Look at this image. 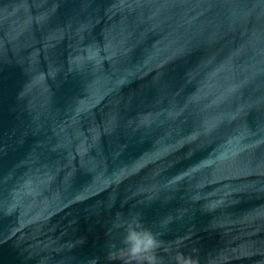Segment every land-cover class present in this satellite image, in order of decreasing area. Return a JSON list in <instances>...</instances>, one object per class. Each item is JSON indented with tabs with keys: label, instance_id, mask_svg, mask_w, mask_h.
<instances>
[{
	"label": "water",
	"instance_id": "water-1",
	"mask_svg": "<svg viewBox=\"0 0 264 264\" xmlns=\"http://www.w3.org/2000/svg\"><path fill=\"white\" fill-rule=\"evenodd\" d=\"M264 264V0H0V264Z\"/></svg>",
	"mask_w": 264,
	"mask_h": 264
},
{
	"label": "clouds",
	"instance_id": "clouds-1",
	"mask_svg": "<svg viewBox=\"0 0 264 264\" xmlns=\"http://www.w3.org/2000/svg\"><path fill=\"white\" fill-rule=\"evenodd\" d=\"M117 227L124 228V236L121 241L123 247L116 248L112 245L108 252L109 260H121L124 264H158L156 251L160 243L156 236L141 224L139 217L134 216L129 221L123 222ZM176 264H197L192 257L178 254L175 257ZM90 264H97L95 260Z\"/></svg>",
	"mask_w": 264,
	"mask_h": 264
}]
</instances>
